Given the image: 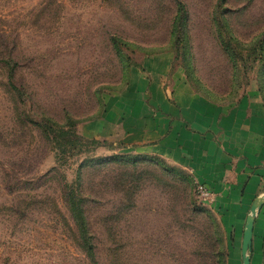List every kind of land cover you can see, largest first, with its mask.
<instances>
[{"label":"rangeland","instance_id":"1","mask_svg":"<svg viewBox=\"0 0 264 264\" xmlns=\"http://www.w3.org/2000/svg\"><path fill=\"white\" fill-rule=\"evenodd\" d=\"M184 1L189 69L185 41L170 37L175 0H0V264H225L229 237L191 169L100 134L110 130L105 103L128 106L141 91L137 79L128 85L130 70L146 61L168 65L166 86L189 82L233 102L253 85L264 98V0ZM217 20L225 37L227 28L236 36V69ZM111 34L127 40L125 75ZM13 53L24 94L8 80L3 59ZM66 183L85 200L93 255Z\"/></svg>","mask_w":264,"mask_h":264},{"label":"crops","instance_id":"2","mask_svg":"<svg viewBox=\"0 0 264 264\" xmlns=\"http://www.w3.org/2000/svg\"><path fill=\"white\" fill-rule=\"evenodd\" d=\"M151 65L146 61L142 68L130 70L128 85L137 79L141 91L126 108L113 109L105 103L102 112L110 130L100 134L118 135L128 145L191 169L211 190L230 241L228 264H243L246 223L264 193V101L259 89L250 85L236 101L218 102L197 93L189 82L166 86L162 72L168 65ZM249 254L251 264H264V202L254 218Z\"/></svg>","mask_w":264,"mask_h":264},{"label":"trees","instance_id":"3","mask_svg":"<svg viewBox=\"0 0 264 264\" xmlns=\"http://www.w3.org/2000/svg\"><path fill=\"white\" fill-rule=\"evenodd\" d=\"M189 19H190V12H189L187 3L184 0H175V12L170 21L169 32H170V37H174L178 43L185 41L182 43L180 48L182 49V54L185 59V67L187 69H189L191 66V63H190L191 50H190V45H189L190 35H189V28H188ZM216 22L219 23V25L216 26V27H219L217 28L218 38L221 41L224 47V50L229 54L230 60L231 62H233V65H234V69H236L238 68L237 59H238L239 52L237 51L236 47H234L231 42V38H236V36L233 35L231 29L227 28L231 36L229 38L225 37L224 33L222 34V31H221L220 21L217 20ZM226 25L228 24L226 23ZM177 31H179L178 34H177ZM110 41H112V45L115 48V51L117 52V54L120 55L119 59L121 63L123 64L122 65L123 75H125V72L127 71V69L131 68L130 66L132 65V62L130 61V57H128L125 54L124 50H122L120 43L121 41L123 42L127 40H125L123 36L121 37L118 34L117 35L111 34ZM259 41H260L259 49L264 53V39H260ZM3 60L9 66L8 80L10 84L19 93L21 94H24V92L26 93L23 87L18 86L14 82L13 76H15L16 67H17V64L19 63V60L16 57V55H14L13 53V55H10V57L3 59ZM260 92L262 93L261 87H260ZM262 98H263V94H262ZM100 100L101 99L99 98V101ZM213 100L218 101V102H223V101L216 100V99H213ZM263 101H264V98H263ZM224 103H228V102H224ZM102 106H104V104H102ZM59 132L62 133L63 135L68 136L69 138L70 136L73 135V133L70 130H68L66 126H63L61 130H59ZM66 186H67V189H64L65 190L64 196L67 202L68 209L70 211L72 218L74 219L77 225L79 236H81L82 239L84 240V244L85 246H87L89 254L93 255L92 237L90 235V223H89L88 214L86 212L87 210H86L85 200L82 197V194L81 193L79 194L76 191V188L71 187L68 184ZM219 227L220 229H223L220 222H219ZM228 254L229 253L227 252L226 254L227 259L225 258V264H228ZM226 260H227V263H226Z\"/></svg>","mask_w":264,"mask_h":264},{"label":"water","instance_id":"4","mask_svg":"<svg viewBox=\"0 0 264 264\" xmlns=\"http://www.w3.org/2000/svg\"><path fill=\"white\" fill-rule=\"evenodd\" d=\"M263 202L264 193L258 196L257 200L252 206L251 213L246 223L242 245L243 264H251V255L249 253L252 251L254 218L257 210L263 205Z\"/></svg>","mask_w":264,"mask_h":264},{"label":"built area","instance_id":"5","mask_svg":"<svg viewBox=\"0 0 264 264\" xmlns=\"http://www.w3.org/2000/svg\"><path fill=\"white\" fill-rule=\"evenodd\" d=\"M196 187V192L198 194V196L200 198L203 199H210L211 200V190L204 184L201 182H198V185L195 186Z\"/></svg>","mask_w":264,"mask_h":264}]
</instances>
